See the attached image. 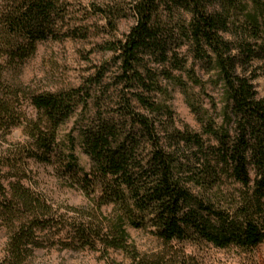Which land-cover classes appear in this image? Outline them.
<instances>
[{
    "label": "trees",
    "instance_id": "16d2710c",
    "mask_svg": "<svg viewBox=\"0 0 264 264\" xmlns=\"http://www.w3.org/2000/svg\"><path fill=\"white\" fill-rule=\"evenodd\" d=\"M60 2L0 0V131L23 126L31 140L23 152L41 161L51 160L58 129L93 97L92 83L39 91L10 78L38 42L54 34ZM97 11L110 31L129 15L135 24L105 46L117 65L119 102L111 115L99 110L83 131L92 168L79 175L73 152L67 167L96 208L113 204L116 215L80 216L74 237L83 246L100 241L134 259L139 252L128 243L126 224L151 228L167 243L256 248L264 241V97L255 85L256 64L264 63V0H130ZM184 47L190 55H183ZM107 63L94 82H101ZM198 65L220 87V110ZM169 85L186 94L201 131L177 125ZM195 86L211 108L190 91ZM18 164H25L23 156L0 158V213L9 230L5 261L32 264L42 232L59 216L22 177L4 182L5 169Z\"/></svg>",
    "mask_w": 264,
    "mask_h": 264
},
{
    "label": "rangeland",
    "instance_id": "374dc122",
    "mask_svg": "<svg viewBox=\"0 0 264 264\" xmlns=\"http://www.w3.org/2000/svg\"><path fill=\"white\" fill-rule=\"evenodd\" d=\"M129 1L61 0L60 16L56 19L54 34L39 41L36 52L11 71L10 78L13 81L23 82L39 91L87 88L90 83L93 84V97L89 99V105L80 104L58 129L50 161L26 156L23 147L30 145L31 140L25 134L23 126L13 128L6 135L0 131V158L23 156L25 162L23 166L18 164V167L5 169L4 182L22 177V182L27 187L47 198L56 216H59L51 230L42 232L41 246L33 250L32 264H264V241L249 251L235 246L222 249L207 242L190 240L167 243L155 235L151 228H135L126 224L128 243L135 245L139 252L137 259H134L127 252L107 247L100 241L95 247L83 246L74 237L73 224L80 216L87 217L94 213L102 220V216L113 219L116 215L113 204L103 205L100 210L96 208L95 202L85 194L77 181L78 177L69 170L67 164L70 153L73 152L79 175L92 168L91 158L84 150L83 131L91 125L99 110L102 115H111L119 102L113 78L117 65L112 52L107 51L105 46L110 40L123 38L135 24L134 17L129 15L119 20L116 30L110 31L97 7L106 4L127 5ZM182 51L183 55H190L187 47ZM106 62L108 68L101 82H94L93 77H96ZM196 68L206 81L207 92L218 102L220 110V87L212 82L211 73H207L200 65ZM256 70V90L260 97H264V63L258 62ZM164 83L169 84L167 81ZM169 88L171 96L167 102L174 110L177 125L201 131V124L192 111L186 94L178 86L169 85ZM190 91L207 108H211L208 98H205L198 86L191 87ZM158 99L164 100L161 95H158ZM136 106L144 111L138 103ZM27 111L34 116L32 107L29 106ZM217 121L220 122L221 117L217 116ZM2 200L0 195V201ZM8 238L9 230L0 213V264H7L5 254Z\"/></svg>",
    "mask_w": 264,
    "mask_h": 264
}]
</instances>
